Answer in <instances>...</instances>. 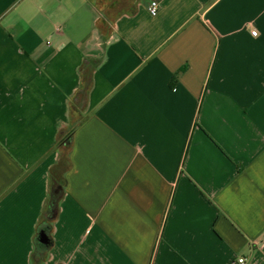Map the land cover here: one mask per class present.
Segmentation results:
<instances>
[{
  "label": "crops",
  "instance_id": "crops-1",
  "mask_svg": "<svg viewBox=\"0 0 264 264\" xmlns=\"http://www.w3.org/2000/svg\"><path fill=\"white\" fill-rule=\"evenodd\" d=\"M150 1L0 0V264H264V0Z\"/></svg>",
  "mask_w": 264,
  "mask_h": 264
},
{
  "label": "trees",
  "instance_id": "trees-1",
  "mask_svg": "<svg viewBox=\"0 0 264 264\" xmlns=\"http://www.w3.org/2000/svg\"><path fill=\"white\" fill-rule=\"evenodd\" d=\"M88 84V80L85 78L84 82V88H86ZM84 95V91H81L79 95ZM76 129V126L71 127L69 130L61 133L59 135V138L57 142L55 143L53 148H59L60 146L68 147L72 143V137L73 133ZM68 156V154H67ZM67 161V167L69 166L68 157L65 158ZM64 192V183L63 180L57 181L56 179L50 180V188H49V194L45 203V208L41 216V221L39 222L36 232L38 236L40 237L41 233H44L46 235V241H41L40 238L36 237L37 242L41 245H43L46 250L49 247V231L51 227V221L54 219L57 213V206L59 203V200Z\"/></svg>",
  "mask_w": 264,
  "mask_h": 264
},
{
  "label": "built area",
  "instance_id": "built-area-1",
  "mask_svg": "<svg viewBox=\"0 0 264 264\" xmlns=\"http://www.w3.org/2000/svg\"><path fill=\"white\" fill-rule=\"evenodd\" d=\"M158 1L157 0H151L148 5V11L151 15H156L158 12ZM251 35L255 36L257 35V31L255 29L251 30ZM233 264H246L244 257H238Z\"/></svg>",
  "mask_w": 264,
  "mask_h": 264
},
{
  "label": "rangeland",
  "instance_id": "rangeland-1",
  "mask_svg": "<svg viewBox=\"0 0 264 264\" xmlns=\"http://www.w3.org/2000/svg\"><path fill=\"white\" fill-rule=\"evenodd\" d=\"M67 154H68V152H67L66 148L65 149L63 148L62 153H61L62 160H61V163H60V167L62 169H64V168L66 169L67 168V165H66L67 161L65 160V158L68 157Z\"/></svg>",
  "mask_w": 264,
  "mask_h": 264
},
{
  "label": "water",
  "instance_id": "water-1",
  "mask_svg": "<svg viewBox=\"0 0 264 264\" xmlns=\"http://www.w3.org/2000/svg\"><path fill=\"white\" fill-rule=\"evenodd\" d=\"M46 239H47L46 235L44 233H41L40 234V240L44 242V241H46Z\"/></svg>",
  "mask_w": 264,
  "mask_h": 264
}]
</instances>
